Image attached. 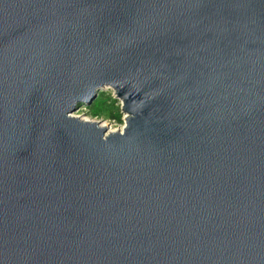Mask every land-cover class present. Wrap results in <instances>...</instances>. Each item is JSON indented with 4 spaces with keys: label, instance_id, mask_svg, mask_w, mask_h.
Listing matches in <instances>:
<instances>
[{
    "label": "water",
    "instance_id": "95a60500",
    "mask_svg": "<svg viewBox=\"0 0 264 264\" xmlns=\"http://www.w3.org/2000/svg\"><path fill=\"white\" fill-rule=\"evenodd\" d=\"M0 264H264V0H0Z\"/></svg>",
    "mask_w": 264,
    "mask_h": 264
},
{
    "label": "rangeland",
    "instance_id": "374dc122",
    "mask_svg": "<svg viewBox=\"0 0 264 264\" xmlns=\"http://www.w3.org/2000/svg\"><path fill=\"white\" fill-rule=\"evenodd\" d=\"M106 96H110L111 100H114V107H120V101L114 96L113 91L110 88H105L102 91ZM98 95L96 98L88 105V106H80L74 113V116L90 120L100 122L103 126H105L108 131L121 129L124 123L125 114L122 115V122L117 123L109 117V112L111 110V106L106 103L98 104L96 103Z\"/></svg>",
    "mask_w": 264,
    "mask_h": 264
},
{
    "label": "trees",
    "instance_id": "16d2710c",
    "mask_svg": "<svg viewBox=\"0 0 264 264\" xmlns=\"http://www.w3.org/2000/svg\"><path fill=\"white\" fill-rule=\"evenodd\" d=\"M108 103L111 106V110L109 112V117L114 120L117 123L122 122V115L120 111V107H114V100H111L110 96H106L102 91L98 93V97L96 100V103L101 104V103Z\"/></svg>",
    "mask_w": 264,
    "mask_h": 264
}]
</instances>
